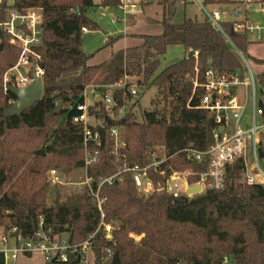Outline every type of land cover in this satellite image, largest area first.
I'll return each mask as SVG.
<instances>
[{"label":"trees","instance_id":"16d2710c","mask_svg":"<svg viewBox=\"0 0 264 264\" xmlns=\"http://www.w3.org/2000/svg\"><path fill=\"white\" fill-rule=\"evenodd\" d=\"M118 4L119 0H104L100 5L94 0H15L9 6L7 0H0V25L8 21L11 11L41 12L42 44L34 52L45 71L41 100L19 116H7L9 102L17 97L5 89L4 78L18 63L22 49L10 42L0 26V229L5 235L17 229L15 234L26 238L43 223L46 232L65 235L73 245L94 236L95 264H113V260L104 261L108 251L119 255L118 264H223L226 257L235 264H264V187L246 183L242 160L228 169L225 189L191 198H173L159 191L164 179L154 169L148 175L155 190L146 196L139 191L134 174L127 171L122 180L100 188V196L106 199L104 218L87 187L65 202L56 199L48 204L46 173L85 165L84 125L74 118L81 113L78 106L84 103L86 88L109 86L125 76L138 78L141 86L156 87L161 97L153 103L154 109L142 112L141 120L133 111L128 88L114 92L110 109L101 101L89 107L98 122L90 128L100 135L99 146L89 144L90 152H98L87 168L93 188L97 189L100 179L126 168L147 166L156 148L170 157L167 164L174 170H205L183 152L191 146L206 151L214 143L215 125L206 111L197 108L203 93L194 90V83L202 81L210 68L236 71L241 67L237 56L208 19L173 23L174 13L167 10L168 0H163L160 35H142L141 45L119 52L107 63L89 65L82 48L83 29L96 31L99 26L87 13ZM203 4L227 7L237 2L203 0ZM235 20L228 17L222 28L247 54L250 42L246 35L234 32ZM179 45L190 51L187 56L157 73L167 49ZM255 61L264 64V60ZM57 102L63 106L54 114ZM113 128L118 130V144ZM39 151L44 155H37ZM70 264H80V258L73 256Z\"/></svg>","mask_w":264,"mask_h":264},{"label":"built area","instance_id":"2783aa9c","mask_svg":"<svg viewBox=\"0 0 264 264\" xmlns=\"http://www.w3.org/2000/svg\"><path fill=\"white\" fill-rule=\"evenodd\" d=\"M104 1V0H103ZM149 0H119L118 9L123 13L121 21L127 23L128 17L137 11V7L146 4ZM154 2L163 0H152ZM203 10L206 19L220 32L229 44L235 55L240 57L242 65L232 73H221L210 68L201 80L196 79L194 90H202V98L198 109L206 111L212 118L215 129L213 131L214 143L206 151H198L192 146L183 152L205 170L194 172L192 170H174L168 166V157L163 150L156 148L150 153L149 164L145 167H130L122 170L118 174L109 178L100 179L99 185L95 190L92 186L93 179L87 175V168L97 160L98 152L89 151V144L95 142L100 145V135L94 132L90 126L95 119L89 114L90 105L87 103L86 91L84 93V103L78 106L79 116L74 118L75 122L84 125V140L86 147L84 171L86 173L85 187L90 194L104 218L102 205L105 198L100 196V188L108 183L112 184L116 179L122 180L121 175L127 171L134 174L135 183L139 191L148 196L154 190L153 181L148 175L150 169H154L160 177L164 179V184L158 188L159 191H166L173 198H191L208 190H223L228 182V169L242 160L245 166V181L248 185L259 184L264 187V173L260 169L259 158L261 151H264V77L255 75L249 65L244 53L233 43L222 28V23L228 17L234 16V32L246 35L250 45L264 44V22L254 21L250 18V13L264 12V2L251 0H233L240 3L242 9L235 12L229 11L224 6L220 10L208 11L206 7L197 0ZM244 12V17L241 16ZM227 16V18H224ZM6 33L10 36V42L18 45L22 53L18 63L6 74L4 85L6 90L13 87L26 88L33 83L31 73L41 78L42 83L45 71L38 65V55L34 48L42 44V15L39 10L31 9L25 13L11 11L8 21L1 24ZM88 32L83 29V33ZM1 42V40H0ZM198 52H195L197 55ZM30 70L31 73H27ZM198 73L197 66L195 67ZM128 76L109 86L91 87L95 93V102L101 101L106 109L114 106L113 95L116 90L129 89L132 98L139 97L137 85L129 83ZM15 101H10L11 105ZM130 107V105H129ZM223 128V132L220 129ZM116 143H120L118 130H111ZM249 156H252L253 164H250ZM50 176L57 178V170H51ZM195 177L196 182L190 183L189 179ZM200 186L201 191L197 194H188L190 187ZM29 237L15 234L17 229H12L7 235L3 234L2 241L5 244L3 252L8 261L15 262L20 255L41 254L46 262L50 264H70L73 256L80 258V264H90L89 254L92 253L93 237L79 245H73L65 235H56L42 228ZM107 230L110 232L111 227ZM111 238V236H108ZM8 239L14 242L13 247L7 246ZM114 255L111 251L107 252L104 261L113 260ZM230 259L226 257L223 264H229ZM95 263V261H94Z\"/></svg>","mask_w":264,"mask_h":264},{"label":"rangeland","instance_id":"374dc122","mask_svg":"<svg viewBox=\"0 0 264 264\" xmlns=\"http://www.w3.org/2000/svg\"><path fill=\"white\" fill-rule=\"evenodd\" d=\"M99 1L100 0H94L96 4H99ZM199 1L203 4V0ZM7 3L9 6H13L14 0H7ZM205 7L208 11L221 9L220 6ZM167 10L174 13L172 21L176 24H180L186 19L197 18L201 21L206 18L197 0H168ZM163 13L164 5L161 3H154L152 0H149V3L146 5L137 7L136 13L129 16L127 23L121 21L123 13L113 6L109 8L96 7L90 9L87 14L98 24L99 29L86 32L83 35L82 48L84 53L89 56L88 64L97 65L107 63L119 52L126 50L127 48L141 45L144 41L142 35H160L163 30L161 23ZM241 16L244 17V12H241ZM117 17L119 20L116 19ZM224 18H227V16ZM250 18L254 21H259V11H252L250 13ZM110 39H113V41L111 44H108ZM189 52L190 51L186 47L181 45L170 46L167 49L165 56L161 57V66L157 73L161 72L166 67L183 60ZM191 53L194 54L193 51H191ZM244 55L255 75L264 74V64H257L255 61L256 59L264 60V44L250 45L248 47V53ZM237 59L239 60L240 65H242L240 57L237 56ZM129 83L131 85L140 84L139 79L136 77H130ZM93 86L95 85L90 84L86 88V101L90 106L95 101V93L91 88ZM138 89L140 91L139 97L133 98L132 103H135L133 111L137 114L138 120H141L142 112L154 109L155 106L153 103L156 102L161 95L159 90L154 86L148 88L146 85H139ZM14 103L11 105L9 102V105L13 106ZM111 107L112 106H109L108 108L110 109ZM162 107L163 104H159V108ZM124 113L125 110H123L121 115ZM96 122V119H91L92 124H95ZM251 159L252 156H249L250 164H253ZM259 165L264 173V159L259 158ZM56 170L58 174L57 178L50 176L51 170L46 173V178L49 183L48 204H53L56 199L65 202L70 196H74L84 191L86 173L83 168L71 171ZM0 231L4 234L3 229H0ZM89 262L90 264H95L92 253L89 254ZM229 264L235 263L231 261Z\"/></svg>","mask_w":264,"mask_h":264},{"label":"water","instance_id":"95a60500","mask_svg":"<svg viewBox=\"0 0 264 264\" xmlns=\"http://www.w3.org/2000/svg\"><path fill=\"white\" fill-rule=\"evenodd\" d=\"M27 73H31L30 70H27ZM33 78V83L26 88H16L13 87L10 89L15 96L17 97V101L11 106L7 112V116H19L25 110L33 107L36 103H38L42 98L43 85L42 80L34 73H31ZM63 106L62 102H57L55 105L54 114H58L61 111ZM220 132H223V128L220 129ZM37 155H44V151L37 152ZM161 187V186H160ZM201 191L200 186L190 187L188 189V194H197ZM119 263V255L116 253L113 258V264Z\"/></svg>","mask_w":264,"mask_h":264},{"label":"crops","instance_id":"0c3cea01","mask_svg":"<svg viewBox=\"0 0 264 264\" xmlns=\"http://www.w3.org/2000/svg\"><path fill=\"white\" fill-rule=\"evenodd\" d=\"M251 1H254L255 3L264 2V0H251ZM161 2L162 1H157L154 3H161ZM98 3H99L98 5H100V3H102V1L100 0ZM148 3H149V1L146 4H148ZM146 4H144V5H146ZM102 8H109V7L105 6ZM115 8L118 9V7H115ZM226 9H228L229 11L233 10L235 12V15L237 16L238 15L237 12L242 9V6L240 3H238L235 5L227 6ZM116 19L119 20L118 17ZM259 21L264 22V12H261V11L259 12ZM127 22H128V20H127ZM2 236H3V232L0 231V264H50V263L46 262L45 258L41 254H33V255H29V256L28 255H20L15 262L12 263V262L8 261L7 256L3 252L5 244L3 243L2 239H1ZM13 245H14V242L11 239H8L7 246L13 247ZM230 262L231 261H229V263Z\"/></svg>","mask_w":264,"mask_h":264}]
</instances>
